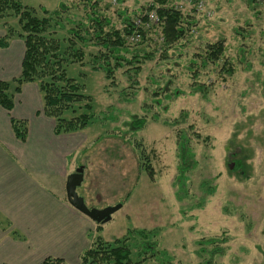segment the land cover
Segmentation results:
<instances>
[{
	"label": "rangeland",
	"instance_id": "rangeland-1",
	"mask_svg": "<svg viewBox=\"0 0 264 264\" xmlns=\"http://www.w3.org/2000/svg\"><path fill=\"white\" fill-rule=\"evenodd\" d=\"M147 1L106 3L111 6L110 17L120 27L114 9L133 11L145 7ZM167 1L180 7L193 27L168 51L171 59L165 61L158 60L162 53L158 31L147 32L144 45L148 47L144 49H155L157 54L155 60L144 64L138 77L140 90L133 101L118 96L128 86L121 72L116 75L117 89L107 93L103 90L107 82L91 70L88 59L84 67L70 65L66 69L68 77L84 86L83 94L91 98L96 117L78 134L89 147L78 161L85 170L76 193L88 208L123 205L109 222L93 225L90 243L97 237L112 242L129 230L156 229L159 249L171 264H264V0H198L203 3L201 11L196 10L197 0ZM21 2L49 12L69 4V0ZM71 13L61 16L67 28L72 20L80 19V12ZM3 23L17 29L12 16L0 20V31ZM218 40H224L222 62L231 65L233 73L219 75L221 63L216 69L208 66L197 79L207 86V93L191 92L189 60L206 42ZM167 79L172 81L168 93L178 91V96L153 106L150 92L163 87ZM144 103L150 106L148 112L143 110ZM102 112L113 115L115 121H99ZM182 114L186 115L184 123L178 128L169 125ZM137 117L147 121L134 131L130 122ZM187 126H192L200 139L190 136L188 166H194L179 186L175 131ZM204 138L207 142H202ZM133 143L142 145L149 156L152 181L143 172L137 155L141 150L135 151ZM235 161L241 164L238 171H233ZM207 187L214 191L207 194ZM224 235L227 240L220 245L222 253H209L210 246L205 253L198 252V240L222 239Z\"/></svg>",
	"mask_w": 264,
	"mask_h": 264
},
{
	"label": "trees",
	"instance_id": "trees-1",
	"mask_svg": "<svg viewBox=\"0 0 264 264\" xmlns=\"http://www.w3.org/2000/svg\"><path fill=\"white\" fill-rule=\"evenodd\" d=\"M251 2L254 3L255 0H250ZM110 7L106 0H69V4L64 3L52 12L38 8V13L36 9L23 5L21 0H0V20L12 16L17 26V29H13L3 23L5 34L0 37V48H4L11 38L22 40L24 45L19 76L10 82L0 81V108L9 113L13 107V94L19 91L20 86L25 83H36L42 94V114L55 122L54 134L81 131L96 117L91 111V98L83 94L84 86L67 76L68 66L84 67L88 64L84 63L88 59L91 62V70L100 73L107 82L103 88L107 93L111 88L117 89L116 75L121 72L126 76L128 86L118 92V96L126 102H131L140 90L138 77L144 64L155 60L157 54L155 49L150 51L144 49L148 47L144 45L148 39L147 32L150 31V34L155 29L158 31L160 40L158 44L162 48L158 60L165 61L171 59L168 51L188 36L190 27L194 24L177 5L167 0H149L145 7L133 11H127L123 7L114 9L112 14L120 23V27H117L110 17ZM71 11L80 12L81 15L79 20H72L71 27L67 28L61 16L70 15ZM58 33H64V36H59ZM225 50L224 40H218L206 42L199 53L193 54V59L188 63V71L192 79L191 92L207 93V86L198 83L197 79L200 72L206 70L208 66L216 69L221 63L219 75L233 73L231 65L222 62ZM162 79L165 80L164 77ZM154 83L159 86L158 81L154 80ZM171 83L172 81L167 79L163 87L159 86L150 92L153 106H159L162 99L169 100L171 96H178V91H173V95L168 93ZM145 106L147 105L144 103L143 110L148 112L150 106ZM156 118L153 116L154 120H158ZM97 119L102 123L115 121L113 115H107L105 112L100 113ZM185 119L186 115L182 114L169 125L178 128ZM146 121L145 117H137L130 122V126L132 130L139 131ZM11 124L15 136L22 141L25 133L23 126L13 120ZM192 131V126L175 131L179 186H182L180 181H183V177L194 166V163L192 167L188 166V159L192 156L189 150L190 136L196 139H200V136ZM207 140L204 138L202 142ZM133 147L135 151L141 150L137 154L139 164L148 179L152 181L154 170L149 156L142 145L133 143ZM240 167V162L235 161L233 171H238ZM206 190V193L210 194L214 188L207 187ZM157 234L156 229H134L127 231L121 239L112 242L97 237L81 252L77 264H145L146 262L171 264L166 253L159 249ZM226 240L225 235L222 239L198 240L196 242L199 246L198 252L205 253L206 247L210 246L209 253L220 254L223 251L220 245ZM132 248L135 250L134 253ZM40 264L67 263L59 258L48 257Z\"/></svg>",
	"mask_w": 264,
	"mask_h": 264
},
{
	"label": "crops",
	"instance_id": "crops-1",
	"mask_svg": "<svg viewBox=\"0 0 264 264\" xmlns=\"http://www.w3.org/2000/svg\"><path fill=\"white\" fill-rule=\"evenodd\" d=\"M23 52L18 38L0 48V81L19 76ZM42 107L37 84L25 83L13 94L12 110L0 108V264H40L48 257L77 264L90 245L94 223L65 198L66 179L89 145L78 137L82 130L55 135ZM11 120L23 126L22 141Z\"/></svg>",
	"mask_w": 264,
	"mask_h": 264
},
{
	"label": "water",
	"instance_id": "water-1",
	"mask_svg": "<svg viewBox=\"0 0 264 264\" xmlns=\"http://www.w3.org/2000/svg\"><path fill=\"white\" fill-rule=\"evenodd\" d=\"M84 167L79 166L71 173L65 182V198L70 207L76 210L81 215L88 218L96 225H103L111 220L112 215L121 209L122 204H117L112 207L102 209L88 208L82 197L76 193V189L83 182Z\"/></svg>",
	"mask_w": 264,
	"mask_h": 264
},
{
	"label": "built area",
	"instance_id": "built-area-1",
	"mask_svg": "<svg viewBox=\"0 0 264 264\" xmlns=\"http://www.w3.org/2000/svg\"><path fill=\"white\" fill-rule=\"evenodd\" d=\"M181 1V3H191V1L190 0H180ZM198 1V0H197ZM195 1L196 3H195V5H196V10L197 11H201L202 9H203V3H202V1ZM180 8V7H179ZM150 18H152V16L150 17Z\"/></svg>",
	"mask_w": 264,
	"mask_h": 264
}]
</instances>
